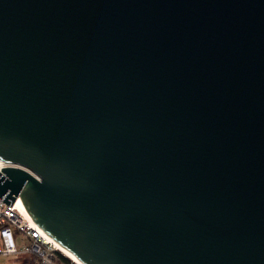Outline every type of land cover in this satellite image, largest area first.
Listing matches in <instances>:
<instances>
[{"label": "water", "instance_id": "obj_1", "mask_svg": "<svg viewBox=\"0 0 264 264\" xmlns=\"http://www.w3.org/2000/svg\"><path fill=\"white\" fill-rule=\"evenodd\" d=\"M0 161L84 264H264V0H0Z\"/></svg>", "mask_w": 264, "mask_h": 264}, {"label": "built area", "instance_id": "obj_2", "mask_svg": "<svg viewBox=\"0 0 264 264\" xmlns=\"http://www.w3.org/2000/svg\"><path fill=\"white\" fill-rule=\"evenodd\" d=\"M7 166L0 161V169ZM18 199L9 205L0 197V255L29 254L36 257L37 264H70L51 237L27 217Z\"/></svg>", "mask_w": 264, "mask_h": 264}, {"label": "rangeland", "instance_id": "obj_3", "mask_svg": "<svg viewBox=\"0 0 264 264\" xmlns=\"http://www.w3.org/2000/svg\"><path fill=\"white\" fill-rule=\"evenodd\" d=\"M0 264H37V260L35 256L29 254L0 255Z\"/></svg>", "mask_w": 264, "mask_h": 264}, {"label": "bare ground", "instance_id": "obj_4", "mask_svg": "<svg viewBox=\"0 0 264 264\" xmlns=\"http://www.w3.org/2000/svg\"><path fill=\"white\" fill-rule=\"evenodd\" d=\"M18 198V197H17ZM14 203V202H13ZM17 204L20 206V208L24 211V213L27 215V213L25 212L20 200H17ZM28 217V215H27ZM52 242L55 243V245L58 247L59 251H61L67 258H69L71 261H73L75 264H84L81 261H79L74 255H72L68 250H66L65 248H63L61 245H59L57 242H55L52 238H51Z\"/></svg>", "mask_w": 264, "mask_h": 264}, {"label": "trees", "instance_id": "obj_5", "mask_svg": "<svg viewBox=\"0 0 264 264\" xmlns=\"http://www.w3.org/2000/svg\"><path fill=\"white\" fill-rule=\"evenodd\" d=\"M66 262L70 263L71 264V261L69 258H64Z\"/></svg>", "mask_w": 264, "mask_h": 264}]
</instances>
